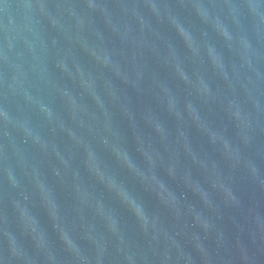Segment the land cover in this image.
Returning a JSON list of instances; mask_svg holds the SVG:
<instances>
[{"label": "water", "instance_id": "water-1", "mask_svg": "<svg viewBox=\"0 0 264 264\" xmlns=\"http://www.w3.org/2000/svg\"><path fill=\"white\" fill-rule=\"evenodd\" d=\"M0 264H264V0H0Z\"/></svg>", "mask_w": 264, "mask_h": 264}]
</instances>
